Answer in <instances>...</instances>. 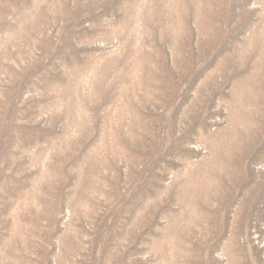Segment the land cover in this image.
Instances as JSON below:
<instances>
[{"label": "rangeland", "instance_id": "1", "mask_svg": "<svg viewBox=\"0 0 264 264\" xmlns=\"http://www.w3.org/2000/svg\"><path fill=\"white\" fill-rule=\"evenodd\" d=\"M0 264H264V0H0Z\"/></svg>", "mask_w": 264, "mask_h": 264}]
</instances>
